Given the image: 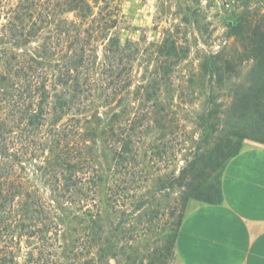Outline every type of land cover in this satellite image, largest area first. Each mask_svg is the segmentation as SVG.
<instances>
[{"label": "trees", "instance_id": "1", "mask_svg": "<svg viewBox=\"0 0 264 264\" xmlns=\"http://www.w3.org/2000/svg\"><path fill=\"white\" fill-rule=\"evenodd\" d=\"M234 1L247 6L249 0ZM95 7L90 0H0V264H64L62 226L100 221V144L115 162L113 176L136 184L138 143L158 123L163 93L183 60L166 39L155 48L153 67L136 80L139 43L122 44L115 20ZM256 17L229 27L252 60L245 80L233 86L223 119L207 113L199 121L208 152L221 157L208 164L221 169L192 183L183 203L220 204L221 176L240 142L264 144V12ZM231 69L217 53L203 59L200 74L220 78ZM99 107L110 108V115ZM108 191L118 201L125 188ZM179 225L171 234L174 247Z\"/></svg>", "mask_w": 264, "mask_h": 264}, {"label": "rangeland", "instance_id": "2", "mask_svg": "<svg viewBox=\"0 0 264 264\" xmlns=\"http://www.w3.org/2000/svg\"><path fill=\"white\" fill-rule=\"evenodd\" d=\"M90 2L97 6L95 13L103 8L102 13L115 20L122 44L126 40L139 43L136 80L153 67L155 48L166 39L168 43L174 40L183 60L177 63L163 93V112L159 114L163 119L157 118L158 123L146 130L138 143L136 184L128 176H113L115 162L100 144L97 162L103 181L96 195L100 221L65 223L58 235L60 260L64 264H177L171 234L177 230L181 215L200 203L194 199L183 203V194L192 183L209 181L221 169L208 164V159L212 162L221 157L206 148L210 144L204 143L200 118L211 113L223 119L220 112L230 104L233 86L245 80L252 63L243 53L241 38L234 37L229 27L245 16L255 23L257 14L264 12V2L249 0L247 6L234 0ZM217 53L229 60L233 69L222 70L220 78L202 77L203 59ZM99 112L109 116L110 108L99 107ZM250 143L264 145L244 139L240 150ZM236 146L234 142L230 150ZM113 185L125 188L118 201L108 191ZM94 234L100 236L99 241ZM111 245L117 249L103 256L102 251Z\"/></svg>", "mask_w": 264, "mask_h": 264}, {"label": "crops", "instance_id": "3", "mask_svg": "<svg viewBox=\"0 0 264 264\" xmlns=\"http://www.w3.org/2000/svg\"><path fill=\"white\" fill-rule=\"evenodd\" d=\"M220 204H193L176 235L177 264H264V145L226 164Z\"/></svg>", "mask_w": 264, "mask_h": 264}]
</instances>
